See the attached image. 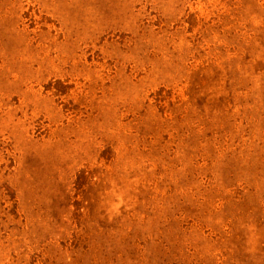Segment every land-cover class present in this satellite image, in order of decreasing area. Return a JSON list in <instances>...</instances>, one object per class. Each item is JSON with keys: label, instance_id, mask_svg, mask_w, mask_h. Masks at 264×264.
I'll list each match as a JSON object with an SVG mask.
<instances>
[{"label": "rangeland", "instance_id": "374dc122", "mask_svg": "<svg viewBox=\"0 0 264 264\" xmlns=\"http://www.w3.org/2000/svg\"><path fill=\"white\" fill-rule=\"evenodd\" d=\"M0 264H264V0H0Z\"/></svg>", "mask_w": 264, "mask_h": 264}]
</instances>
